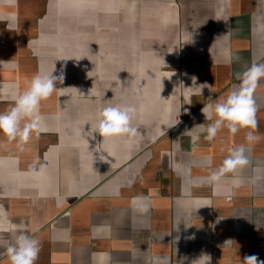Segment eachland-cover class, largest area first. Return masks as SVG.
I'll list each match as a JSON object with an SVG mask.
<instances>
[{"label":"crops","instance_id":"1","mask_svg":"<svg viewBox=\"0 0 264 264\" xmlns=\"http://www.w3.org/2000/svg\"><path fill=\"white\" fill-rule=\"evenodd\" d=\"M253 63L264 0H0V112L37 73L64 76L24 151L0 134V264L19 231L41 241L36 264L264 261V79L259 141L227 128L206 141L202 113ZM129 104L137 135L102 144L98 111ZM239 146L250 163L209 184ZM141 194L146 215L133 211Z\"/></svg>","mask_w":264,"mask_h":264},{"label":"clouds","instance_id":"2","mask_svg":"<svg viewBox=\"0 0 264 264\" xmlns=\"http://www.w3.org/2000/svg\"><path fill=\"white\" fill-rule=\"evenodd\" d=\"M235 78L239 83L226 97L211 99V102L202 108L205 118L212 121L206 127L204 136L206 141H213L222 128H227L233 135L240 129H250L246 135L249 143L262 138L257 134L258 109L253 94L259 82L264 79V63H253L243 72H237ZM63 79L62 69L60 75H53V72L37 73L28 87L18 94L14 103L7 110L0 112V134L9 142H16L20 151H24V146L28 144L33 134L40 135L44 120L40 111L41 103L53 95L57 83H63ZM132 91L134 95H139L138 89L134 88ZM209 109L215 114L214 120L209 114ZM136 112L137 108L133 104L110 105L99 110L94 132L103 138L102 144L112 138L126 141L134 138L138 133V129L132 126ZM249 163L244 146L231 148L218 166L209 169L207 180L209 184L219 183L227 174H235ZM45 169L46 164L39 159L29 165L33 176L42 175ZM132 205L135 213L146 215L150 211V198L141 194L133 198ZM40 251L41 241L26 231L17 232L14 241L6 248L10 264H36ZM241 264H264V261L259 260L256 255H246Z\"/></svg>","mask_w":264,"mask_h":264}]
</instances>
